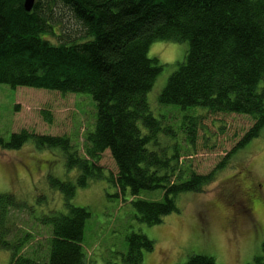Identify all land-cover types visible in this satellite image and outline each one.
<instances>
[{
	"label": "trees",
	"instance_id": "1",
	"mask_svg": "<svg viewBox=\"0 0 264 264\" xmlns=\"http://www.w3.org/2000/svg\"><path fill=\"white\" fill-rule=\"evenodd\" d=\"M23 1L0 0V83L86 94L94 113L81 146L71 144L68 135L25 129L11 132L8 139L0 136L1 149H18L28 140L40 149L59 148L64 167L77 171L74 181L47 175L51 189L62 193L65 211L34 215L33 205L10 192L0 193V248L9 251L8 264H89L83 240L91 213L71 202L77 187L101 179L115 191L128 190L135 217L152 226L179 211L180 194L201 192L222 164L204 174L179 165L178 130L192 144L196 117L194 111L188 113L176 128L174 111H165V120L150 111L146 94L164 66L148 56L150 44H187L158 94V104L251 116L253 124L235 146L240 148L264 124V0H34L30 11ZM57 11L67 19L66 26L57 22ZM161 134L174 141L162 143ZM105 151L115 174L98 164ZM152 190H160L161 198L139 197ZM41 199L45 197L38 195V205ZM26 210L49 230L45 243L29 255L22 250L31 233L9 222L12 211ZM126 243L119 256L125 264H143L144 252L154 245L140 231L128 233ZM174 264L218 263L196 253Z\"/></svg>",
	"mask_w": 264,
	"mask_h": 264
},
{
	"label": "rangeland",
	"instance_id": "2",
	"mask_svg": "<svg viewBox=\"0 0 264 264\" xmlns=\"http://www.w3.org/2000/svg\"><path fill=\"white\" fill-rule=\"evenodd\" d=\"M59 14L61 12L57 11V22L62 20L66 26L67 19L58 17ZM186 47L185 42L171 40L150 44L148 56L157 58L164 66L147 92L146 100L152 114L160 120H165V111H174L176 128L183 116L194 111L192 144H186L184 132L178 130L177 133L179 165L204 174L222 164L201 192L180 194L176 198L179 211L164 216L161 223L152 226L135 217L128 190L122 193L116 189V195V191L101 179L77 187L71 202L88 207L91 213L83 240L89 264H108V260L125 264L119 256L125 252L126 235L132 231H140L154 241L152 250L143 254V264L181 263L196 253L210 255L218 264L264 262V124L257 137L237 148V142L253 124L251 116L210 113L199 107L183 110L177 105H159L158 94L177 62L183 59ZM93 111V102L86 94L11 88L0 83V136L5 139L11 132L25 129L37 134L68 135L71 144L81 146L84 133L92 125ZM159 139L166 144L174 141L166 134H161ZM98 164L104 171L115 174L116 167L108 151L102 154ZM76 173V169L64 167L59 148L40 149L31 140L18 149L0 148V193L10 192L33 205L34 215L51 209L65 211L63 195L51 189L47 175L74 181ZM234 183L249 187L251 196L258 199L248 213L243 212V203L233 189ZM38 195L45 197L39 205ZM139 197L160 199L161 191H142ZM9 220L15 229L31 233L32 239L22 250L23 254L29 255L49 236L48 228L37 224L27 210L12 211ZM9 257V251L0 248V264H8ZM256 257L261 259L256 260Z\"/></svg>",
	"mask_w": 264,
	"mask_h": 264
},
{
	"label": "flooded vegetation",
	"instance_id": "3",
	"mask_svg": "<svg viewBox=\"0 0 264 264\" xmlns=\"http://www.w3.org/2000/svg\"><path fill=\"white\" fill-rule=\"evenodd\" d=\"M234 191L238 198L240 199L239 202L243 203V209L244 213H248L250 210H252L254 204L258 202L257 198H253L249 192L251 189L249 187H245L244 185L234 183ZM240 188V189H239ZM234 196V194H232ZM246 211V212H245ZM241 214V213H236ZM243 214V213H242Z\"/></svg>",
	"mask_w": 264,
	"mask_h": 264
},
{
	"label": "water",
	"instance_id": "4",
	"mask_svg": "<svg viewBox=\"0 0 264 264\" xmlns=\"http://www.w3.org/2000/svg\"><path fill=\"white\" fill-rule=\"evenodd\" d=\"M34 0H24L23 7L26 11H30L33 6Z\"/></svg>",
	"mask_w": 264,
	"mask_h": 264
}]
</instances>
